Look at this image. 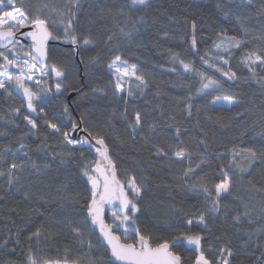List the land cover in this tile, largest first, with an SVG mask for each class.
<instances>
[{"label":"trees","instance_id":"obj_1","mask_svg":"<svg viewBox=\"0 0 264 264\" xmlns=\"http://www.w3.org/2000/svg\"><path fill=\"white\" fill-rule=\"evenodd\" d=\"M15 2L18 6L20 0ZM44 4L49 6L45 15L59 19L51 11L57 9L64 13L65 21L70 18L67 0H26V8L32 14ZM129 4L130 0H80L70 30L80 42L76 46L65 38L63 25H50L57 37L52 41L59 44L48 47V67L54 64L64 72L60 78L62 93L55 96L52 92L45 102L37 101V113H29L16 95L9 96L0 90V153L6 155L10 164L12 152L19 149L21 141L25 144L21 151L27 152L16 159L27 167L16 173L18 180L12 186L7 175L0 176V264H28L29 255L38 264L46 261L63 264L66 259L69 264H89L102 255L104 264H113L103 246L88 248L89 241L101 245L90 221L84 220L90 185L82 176V167L86 163L94 166V155L85 146L62 160L56 153L68 146L44 122L47 118L69 130L71 122L65 115V107L72 120L79 122L83 117L88 128L105 135L117 178L126 184L135 176L137 183L143 185L138 226L151 237L152 246L186 230L188 219L194 222L193 233L201 231L195 221L208 206L203 194L188 190L183 173L189 163L193 167L199 163L196 153L206 150L208 161L196 169L197 174L219 182L217 173L225 167L235 177L231 195L222 199L220 213L215 217L209 213L206 217L208 228L202 232L206 256L213 264H223L225 257L229 264H264V197L247 180L238 178L232 160L233 150L259 151L264 146L261 139L264 88L260 82L264 66L253 65V76L241 63L249 52L264 55V0H253L251 5L242 4L241 0H150L148 6L132 12L128 11ZM138 17H143L145 23H135ZM85 38L92 45L87 50L83 46ZM233 38L241 41V46L230 48L231 55L216 49V44ZM116 56L126 66H134L135 75L143 76L147 87H138L139 81L134 76L123 86L125 91L117 94L124 98L118 99L114 95L116 82L108 67ZM217 56H224L229 64L223 65L215 59ZM201 57L236 72V79L229 80L208 67ZM181 60L190 64L192 70L185 71ZM201 72L221 81L223 87L198 93L202 86ZM129 90L132 96L127 95ZM70 94L73 96L68 99ZM217 95H230L237 103L231 108L219 104L210 107ZM189 96L191 118L185 109ZM40 107L44 109L42 114H38ZM125 107L130 118L137 111L144 118L135 141L128 134L126 121L119 118ZM14 109H20L19 113ZM25 114L35 118L37 129L30 131ZM177 127L181 129L179 137ZM142 137L149 143L145 144ZM202 138L205 144L199 143ZM152 143L161 144L169 155H153ZM178 146L193 153L190 162L175 159L174 150ZM33 162L37 165L35 169ZM230 162L232 168H228ZM0 170L6 171L7 165H0ZM251 179L252 183L264 185V166L257 168ZM238 214L241 221L237 224L234 217ZM110 215L106 214V222ZM69 222L84 228V235L76 237L64 226ZM37 229L41 232L38 240L32 236ZM186 248L177 247L174 251L181 254L183 264H194L196 254ZM221 248L225 249L223 256Z\"/></svg>","mask_w":264,"mask_h":264},{"label":"snow or ice","instance_id":"obj_2","mask_svg":"<svg viewBox=\"0 0 264 264\" xmlns=\"http://www.w3.org/2000/svg\"><path fill=\"white\" fill-rule=\"evenodd\" d=\"M150 0H130L128 5V11L132 12L135 9L148 6ZM242 4L251 5L253 0H241ZM68 16L70 17L65 21L64 13L51 9L55 12L56 16L45 15L44 10L48 9V5L44 4L37 7L35 13H29L26 8V0H20L17 6L15 0H7V4H4V0H0V89H3L9 96H15L17 92L8 88L7 85L15 84L17 91L23 92V100L27 104L29 113H37L38 106L34 103L39 98V93L27 86L28 81H32L33 77L39 73V77L35 79L34 83L43 84L46 83V78L52 74L55 75L56 91L59 92L62 87L61 77L64 76L62 69L56 65H52L51 69L48 68L47 61V42L50 39H56L57 37L50 30L51 24H61L64 26L65 38H70L71 43L76 46L79 45V41L73 29V20L76 19V13L80 9V0H67ZM221 7V5H218ZM121 15L124 14V9L120 10ZM229 13H225L227 16ZM135 23H145L143 17H138ZM245 31L246 26L242 25ZM29 29L27 32L21 31L22 29ZM195 28V23H193ZM20 36L31 39V44L25 49V46L21 43ZM130 36L131 33H128ZM111 37H109V40ZM195 39L192 41V46L195 48ZM83 46L87 50L91 45L89 39L83 40ZM241 41L234 38L227 42H221L216 44V49L229 52L230 48H239ZM229 55L231 53L229 52ZM175 58V57H174ZM203 62L210 68H215L221 75L227 77L229 80H235L237 77L236 72L231 69L225 70L219 65L211 63L205 57H201ZM215 59H219L223 65L229 64V60L224 56H217ZM121 61L120 56H116L115 60L108 65L109 69H114L116 73L115 92L114 95L121 94L125 91L122 86V77L135 76V79L139 81V85L147 87V81L143 76L135 75V68L128 69L118 64ZM185 71H190L191 66L188 63L180 61ZM241 63L248 68L249 72L255 76V70L253 65L264 66V55H260L255 51L247 53ZM12 69H17L13 72ZM201 76V88L198 89V93L204 92L209 88L220 89L223 87L221 81L215 80L210 76H206L204 73H199ZM207 82H204V81ZM261 88H264V77L260 78ZM142 91V88H141ZM103 94V93H101ZM132 91L127 92L128 96H132ZM118 99H123V96L117 95ZM192 97H188V103L185 104L187 117L191 118L192 112ZM128 101L125 99V105ZM237 102L230 95H217L215 99L210 102V107L221 105L222 107L231 108L234 107ZM19 113L20 109H14ZM65 115L71 122V132L61 126L59 122H54L44 119L45 124L53 133L62 137V143L67 145V149L57 152L56 156H59L62 160L65 157L70 156L74 151H82L86 146L88 149H95L98 159H94V166L84 164L82 167V176L86 177L87 184L90 185V199L86 202L87 216L84 220H90L91 225L97 226L100 236L103 238V243L107 245L110 250L111 257L120 264H183V259L180 253L174 251L177 247H185L186 250H194L195 260L194 264H213L212 261L205 254L203 247L204 236L202 232L208 228L207 216L209 213L215 217L220 213L222 199L231 195L232 193V181L235 179L231 173L225 168L221 167L217 175L220 177L219 182L214 179L205 176H200L196 173V169L200 168L202 164L207 163L208 157L205 154L206 150H200L196 154L199 156V163L195 167L189 163V166L184 170L183 183L186 185L189 191L203 194L205 203L207 204V211L201 212L198 219L195 221V226L200 227L201 231L193 233L191 228L193 227V220L188 219V228L177 235L173 236L171 240H165L163 243L152 246L151 237L141 232L138 226V214L141 210L140 205L143 200V185L138 184L135 176H131L127 183H122L117 178V172L114 161L109 155V147L106 143V137L102 133L96 132L91 128H88L84 122L83 117L79 122L72 120L68 113L67 107L64 109ZM44 113L42 107L39 108V113ZM115 116L116 114L113 113ZM243 116L244 113H238ZM119 118L122 121H126L129 136L132 141L136 140V136L139 135L138 130L143 127V116L137 111L134 117H129L127 113V107L119 114ZM24 120L31 126V129H37L38 125L34 117L25 114ZM261 123L264 124V114L261 117ZM112 124V121H109ZM115 127V125H113ZM154 127L150 126V128ZM79 130L87 135L80 137L78 140L73 139L72 136ZM181 129L176 128L177 137H179ZM91 138V139H90ZM145 144L149 143L147 138L142 137ZM264 139V135L261 136ZM93 140L95 143H93ZM200 144H205L206 141L202 138L199 140ZM99 147H96V146ZM25 148L23 141L20 143L19 149L12 152L13 162L7 164L6 155L0 153V165H7V170H0V176L7 175L8 183L12 186L14 180H18L16 173L23 172L27 167L26 163H17L19 155H27L26 151H21ZM153 155L168 156L169 150L163 147L159 143H152ZM11 151V150H6ZM193 153L183 147H177L174 150V156L177 161H191ZM237 156H241V160H236ZM232 160L235 161V171L239 172L240 180H247L251 185V188L258 193L261 197H264V185H257L252 183V176L257 168L264 166V146L258 151L255 148H243L239 152L233 150ZM32 168H37V165L33 162ZM228 168H232L230 162ZM105 205L108 206V211L111 213L109 222L105 221ZM247 211L243 215H247ZM234 221L238 224L241 221V215L234 217ZM69 227L71 232L76 237H82L84 235V228L81 226L69 222L64 225ZM87 227V225H85ZM119 233V234H117ZM41 232L39 229L32 236L39 239ZM32 236L29 239H32ZM123 241V242H122ZM83 242V241H81ZM6 247L5 245H3ZM94 247L100 248L102 245H93L91 241L88 242L89 250ZM211 250V249H209ZM225 249L221 248L220 253L223 256ZM90 254V253H89ZM232 252L228 250V256H231ZM28 264H38L37 259L33 255H29ZM45 264H61L60 261H46ZM63 264H69L67 259ZM89 264H104V256L97 257L89 261ZM110 264V262H109ZM223 264H229L228 259H223Z\"/></svg>","mask_w":264,"mask_h":264},{"label":"rangeland","instance_id":"obj_3","mask_svg":"<svg viewBox=\"0 0 264 264\" xmlns=\"http://www.w3.org/2000/svg\"><path fill=\"white\" fill-rule=\"evenodd\" d=\"M4 4L6 5L7 4V0H5ZM118 64H122L123 67L125 68H128V69H132L128 66H126L125 64L121 63L120 61L117 62ZM112 71V74L114 76V79L116 78V76L119 75V73H116L114 69H110ZM13 72H16L17 69H12ZM39 77V73L36 74V76L33 77V80L32 81H28L27 82V86L31 87L33 90H35L36 92L39 93V98L34 101V103H36L37 101H39L40 103L41 102H45L46 100H48L52 94V89L54 88L55 86V79L54 77L50 76L48 78H46V83H43V84H36L34 83L35 79ZM134 78V76H125V77H122V86L124 85H127L130 83V81ZM0 79H3V77H0ZM115 82H116V79H115ZM9 88L13 89L14 92H17L16 95L20 94L22 92L21 91H17L16 88H15V84H9L7 85ZM27 111L28 109L25 108Z\"/></svg>","mask_w":264,"mask_h":264},{"label":"water","instance_id":"obj_4","mask_svg":"<svg viewBox=\"0 0 264 264\" xmlns=\"http://www.w3.org/2000/svg\"><path fill=\"white\" fill-rule=\"evenodd\" d=\"M28 30H29V29L25 28V29H22L21 31L27 32ZM17 35H18V37L20 38L21 43H22L23 45H25L26 47H28V46L31 44V39H30V38L22 37V36H20L19 33H17ZM53 44H59V43H58V42H54V41H52V39H50V40L47 42V52H48V47H49L50 45H53ZM47 61H48V56H47ZM50 69H51V68H50ZM50 69H49V70H50ZM52 75H53L54 79H56L55 75H54V74H52ZM61 93H62V90H60L59 92H57V91H56V87L54 88V95H55V96H60ZM72 96H73V94H70V95L68 96V99L72 98ZM21 98L23 99V93L21 94ZM69 132H71V128H70ZM85 135H87V134H86V133H83V132H80L79 130H77V132L75 133V135L72 136V138L78 140L80 137L85 136ZM90 139H91V138H90ZM93 143H95L94 140H93ZM96 147H99V146L97 145ZM91 152L93 153L94 158H95V159H98V156H97V153L95 152V149H91ZM108 212H109V211H108V206L105 205V218H106V214H107ZM89 221H90V220H89ZM105 221H106V219H105ZM90 225H91V221H90ZM91 227H92L93 231L95 232V234L98 236V238H99V240H100V242H101V245H102V246L107 250V252L109 253L110 259H111V261L113 262V264H120V262L115 261V259L111 257L110 250L107 248V245H106L105 243H103V238L100 236V233H99V229H98V227H97V226H94V225H91ZM122 242H123V241H122ZM153 247H155V246H153Z\"/></svg>","mask_w":264,"mask_h":264},{"label":"flooded vegetation","instance_id":"obj_5","mask_svg":"<svg viewBox=\"0 0 264 264\" xmlns=\"http://www.w3.org/2000/svg\"><path fill=\"white\" fill-rule=\"evenodd\" d=\"M25 49H27V47L25 46ZM0 51H5L4 49H0ZM3 61L2 60H0V63H2ZM8 87V86H7ZM9 88V87H8ZM0 90H3V89H0ZM23 92H21L20 94H18V95H16L19 99H22L21 98V94H22ZM25 106H27V104L26 103H23Z\"/></svg>","mask_w":264,"mask_h":264},{"label":"bare ground","instance_id":"obj_6","mask_svg":"<svg viewBox=\"0 0 264 264\" xmlns=\"http://www.w3.org/2000/svg\"><path fill=\"white\" fill-rule=\"evenodd\" d=\"M56 87V85L54 86V88ZM54 88L52 89V92L54 93ZM23 103H26L23 99H20ZM70 130V129H69ZM68 130V131H69ZM90 150V149H89ZM91 151V150H90ZM92 153V152H91ZM93 154V153H92ZM91 230H92V232L93 233H95L94 231H93V229H92V227H91ZM118 234V233H117Z\"/></svg>","mask_w":264,"mask_h":264}]
</instances>
